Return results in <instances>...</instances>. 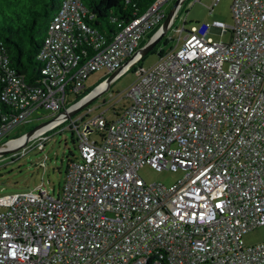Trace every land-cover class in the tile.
<instances>
[{"label": "built area", "instance_id": "obj_1", "mask_svg": "<svg viewBox=\"0 0 264 264\" xmlns=\"http://www.w3.org/2000/svg\"><path fill=\"white\" fill-rule=\"evenodd\" d=\"M166 1L120 21L109 40L88 23L83 0H62L37 55V85L0 41V139L44 108L46 130L65 121L58 129L79 148L57 193L0 195V264H264V240L244 239L264 225V0H233L231 25L184 24L181 45L135 67L115 117H91L88 107L67 116L91 73L119 70L115 80L142 59ZM144 165L182 175L147 182Z\"/></svg>", "mask_w": 264, "mask_h": 264}, {"label": "rangeland", "instance_id": "obj_2", "mask_svg": "<svg viewBox=\"0 0 264 264\" xmlns=\"http://www.w3.org/2000/svg\"><path fill=\"white\" fill-rule=\"evenodd\" d=\"M176 0H167L163 8L168 12ZM233 0H185L180 6L172 26L166 33L164 41H161L156 48L147 53L142 60L131 67L127 72L119 75L110 84V87L102 92L92 101L88 108H91V117L100 112H105L109 119L115 117L116 109L127 105L128 99L124 96L129 85L137 78L135 67L142 65L147 68L160 60L162 52H168L171 48H176L183 43L185 31L183 25L188 29L192 24H211L213 20H220L228 25L233 23L232 5ZM181 29V34L177 30ZM210 35L218 40L229 38V34L220 35L211 32ZM165 40H167L166 43ZM179 43L177 44V42ZM106 69H100L90 74L85 80V88L90 90L98 85L104 78L108 77ZM75 99V94L69 96ZM87 108V107H86ZM48 111L44 108L37 110L31 117V121L13 127L3 138L4 143L17 135H22L34 126L48 120ZM66 122L54 125L29 141L26 149H19L14 152L0 154V195L28 192L36 190L39 186L48 189L54 188L55 192L62 187L65 177L68 159L79 156L78 144L72 140L71 131L65 129L59 131L60 126H65ZM48 135L43 147L37 146L40 136ZM98 138L96 134L92 135ZM17 138V137H16ZM15 139V138H14ZM34 141V142H33ZM26 151V152H25ZM140 176L147 182L160 181L170 185L177 181L182 173L172 170H156L150 165H144L139 169ZM247 244H254L264 240V225L248 231L244 235Z\"/></svg>", "mask_w": 264, "mask_h": 264}, {"label": "trees", "instance_id": "obj_3", "mask_svg": "<svg viewBox=\"0 0 264 264\" xmlns=\"http://www.w3.org/2000/svg\"><path fill=\"white\" fill-rule=\"evenodd\" d=\"M154 1L83 0V3L89 10L88 23L111 40L120 21L128 22L130 19L143 14ZM61 2L62 0H0V41L7 50L11 66L30 85L40 84L44 77L41 73L43 62L38 59L37 55L47 34L49 24L57 13ZM159 26L146 34L142 45L151 38ZM165 37L166 35L161 41H164ZM83 46H86V42L81 45V47ZM93 88L90 90L84 88L75 95L74 100H70L66 105L71 106ZM71 135L72 140L77 144L72 131ZM18 136L20 135L16 137ZM2 143L0 141V145ZM76 158L68 159L67 168L68 164Z\"/></svg>", "mask_w": 264, "mask_h": 264}, {"label": "water", "instance_id": "obj_4", "mask_svg": "<svg viewBox=\"0 0 264 264\" xmlns=\"http://www.w3.org/2000/svg\"><path fill=\"white\" fill-rule=\"evenodd\" d=\"M182 1L183 0H176L175 1V3L173 4V6L167 12L166 18L161 23V25L159 26V28L155 31V33L151 36V38L149 40H147L139 48V55H140V57H144L148 52H150L151 50H153L155 48V46L166 35V33H167L168 29H169L170 23L172 22V20L174 18L175 12H176L178 6L180 5V3ZM130 59L131 58H129L128 60H130ZM118 72H119V70L113 71L101 83H99L98 85H96L89 93H87L85 96H83L77 102H75L74 104H72L71 105V108L67 112V116H73L76 113H78L81 110H83L86 107H88L89 104L92 101H94L95 98H97L102 92H104L105 90H107L110 87L111 82L116 77V75L118 74ZM102 83H104V87L101 90L96 91V89ZM49 125H50V120L41 122L40 124L34 126L31 130H29L28 132H26V133L18 136L17 138H15L13 140L6 141L4 143V146L0 148V154H6V153L14 152V151H17V150L21 149L29 140H31L34 137V134L38 130L43 129V128H45L44 130H46L49 127ZM43 131H41V132H43ZM40 133H38V134H40ZM19 139H21V141L18 142L17 144L12 145V146L8 145L11 141H15V140H19Z\"/></svg>", "mask_w": 264, "mask_h": 264}, {"label": "bare ground", "instance_id": "obj_5", "mask_svg": "<svg viewBox=\"0 0 264 264\" xmlns=\"http://www.w3.org/2000/svg\"><path fill=\"white\" fill-rule=\"evenodd\" d=\"M103 87H104V85L99 86V87L96 89V91L101 90ZM49 126H50V125H49ZM44 129H45V128L38 130V131L34 134V137H35L38 133H40L41 131H43ZM20 141H21V139H19V140H15V141H11L8 145L12 146V145L17 144V143L20 142ZM8 145H7V146H8Z\"/></svg>", "mask_w": 264, "mask_h": 264}, {"label": "crops", "instance_id": "obj_6", "mask_svg": "<svg viewBox=\"0 0 264 264\" xmlns=\"http://www.w3.org/2000/svg\"><path fill=\"white\" fill-rule=\"evenodd\" d=\"M185 2V1H184ZM169 30V29H168ZM145 39V38H144ZM144 41V40H143ZM167 42V41H166ZM166 42H164V43H166Z\"/></svg>", "mask_w": 264, "mask_h": 264}]
</instances>
